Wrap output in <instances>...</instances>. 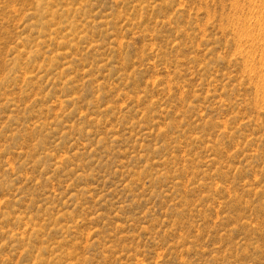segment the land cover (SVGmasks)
Masks as SVG:
<instances>
[{
  "label": "rangeland",
  "instance_id": "obj_1",
  "mask_svg": "<svg viewBox=\"0 0 264 264\" xmlns=\"http://www.w3.org/2000/svg\"><path fill=\"white\" fill-rule=\"evenodd\" d=\"M263 27L264 0H0V264H264Z\"/></svg>",
  "mask_w": 264,
  "mask_h": 264
},
{
  "label": "bare ground",
  "instance_id": "obj_2",
  "mask_svg": "<svg viewBox=\"0 0 264 264\" xmlns=\"http://www.w3.org/2000/svg\"><path fill=\"white\" fill-rule=\"evenodd\" d=\"M234 2V1H233ZM262 9V8H261ZM259 11V10H258ZM259 16V15H258ZM239 18V17H238ZM248 20V19H247ZM246 20V21H247ZM235 21V20H234ZM252 21H254V20H252ZM255 21L257 22V24H258V26L260 27L261 25L258 23L259 21H258V17L257 18H255ZM261 21H263V20H261ZM237 22V21H236ZM255 23V22H254ZM261 23H263V22H261ZM256 24V23H255ZM235 25V24H234ZM238 25V24H237ZM240 26V25H239ZM251 26V25H250ZM232 27V26H231ZM247 27V26H246ZM258 28V27H257ZM262 28V27H261ZM264 28V27H263ZM243 29V28H242ZM247 29H248V27H247ZM246 29V30H247ZM261 30V29H260ZM251 31V30H250ZM244 32V31H243ZM258 32H259V30H258ZM247 33H249L248 31H247ZM262 33H264L263 31H262ZM245 34H246V31H245ZM243 35V34H242ZM246 35H248V34H246ZM259 35V34H258ZM244 36V35H243ZM252 36V35H251ZM253 36H254V34H253ZM240 37V36H239ZM255 37V36H254ZM253 37V38H254ZM247 38V37H246ZM256 38V37H255ZM238 39V38H237ZM264 39V38H263ZM245 40V39H244ZM243 40V41H244ZM252 40H254V39H252ZM240 41H241V39H240ZM253 42V41H252ZM262 42V41H261ZM247 43V42H246ZM238 44V43H237ZM242 44V43H241ZM256 44V43H255ZM255 46V45H254ZM237 47V46H236ZM249 48V47H248ZM237 49V48H236ZM263 49V48H262ZM260 51V50H259ZM249 54V53H248ZM248 58V57H247ZM253 59V58H252ZM247 60V59H246ZM245 60V61H246ZM249 61H250V59H249ZM264 61V60H263ZM263 61H261V62H263ZM246 63H247V61H246ZM247 65V64H246ZM249 65H251V64H249ZM262 66L264 67V62L262 63ZM245 68V67H244ZM249 68V67H248ZM250 69V68H249ZM262 77V76H261ZM264 88V87H263ZM261 91V90H260Z\"/></svg>",
  "mask_w": 264,
  "mask_h": 264
}]
</instances>
